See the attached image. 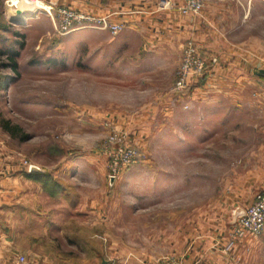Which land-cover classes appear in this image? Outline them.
Instances as JSON below:
<instances>
[{
    "label": "rangeland",
    "instance_id": "1",
    "mask_svg": "<svg viewBox=\"0 0 264 264\" xmlns=\"http://www.w3.org/2000/svg\"><path fill=\"white\" fill-rule=\"evenodd\" d=\"M37 1L41 6L48 2L70 7L84 6L82 0H41L45 4ZM25 4L19 7L27 13L22 19L17 11L8 10L5 0H0V23L10 28L0 29V76L7 74L13 77L5 83L0 79V149L9 151L14 158L5 170V173L9 172L8 176L3 183L0 180V234L17 236L19 231L20 238L14 241L24 244L29 251V254L21 255L25 257L26 264L41 262L40 256L50 263L99 264V243H105L106 255L111 256L114 251L118 252L115 247H124L132 241L140 244L141 240L128 238L130 226L147 225L145 217L148 214L152 217L153 209L160 206L163 198L174 200L177 205L179 193L167 192L161 187L146 189V183L166 184L174 179L187 186L199 185L196 191H185V202H191L187 203V212L204 208L210 201L231 193L232 189L235 192L236 185V191L244 201H250L249 205L256 193L264 190L262 178L261 181L257 176L244 175L248 169L256 167V160L241 158L245 154L243 150L252 149L256 142L245 143L240 141L241 137L238 139L235 136L233 143H200L192 140L190 136L194 135V131L189 130V135L184 137L186 141L182 142L184 144H178V139L173 140L177 127L176 131L167 128L170 134L175 135L162 142L158 132L162 127L154 125L146 128L135 124L134 115L139 112L129 108V99L134 96L121 92V85L119 88L112 77L98 78L97 53H89L88 57V52L80 43L68 40L66 34L54 29L42 9L30 10ZM207 5L221 22L224 42H227L226 38L233 39L235 43L245 41L254 49L264 50V0H202L201 10ZM83 8L90 12L93 10L87 6ZM11 17L18 22L13 23ZM14 31L23 34L20 37L23 47L17 57V77L9 67L2 66L8 61L2 51L14 44ZM15 46L17 48L19 44ZM250 52L255 59L258 52ZM200 55L206 61L204 75L191 79L183 90L173 89L175 79L166 89L171 93L173 106L183 102L185 107L190 92L195 87H202L205 82L203 79L209 62L201 50ZM128 87L130 84L127 92L130 90ZM224 103L226 105V100ZM226 111L231 113L229 109ZM208 118L213 119V112ZM3 124H8V128ZM112 130L125 132L124 143L138 150L139 157L111 182L107 178L103 148ZM224 130L223 138L226 135ZM234 130L236 134L242 133L254 140L258 128L251 126V129L245 127L242 130L238 127ZM24 159L33 167L28 169ZM31 173L44 176L35 179ZM131 175L134 177L130 179ZM249 177L255 178V181L248 182V189L240 190ZM54 183L57 191L53 190ZM138 186L145 187L136 196L133 188ZM167 193L172 195L167 196ZM93 198L105 200L108 222L112 220V215L118 213L114 207L116 200L123 211L129 212V216L132 208H128L127 204L139 205L142 199L151 203L149 211L147 207L140 210L142 218L138 222L142 224L131 222L129 217L123 224L110 222L106 224L109 235L92 238L87 233L86 226L90 224L85 222L86 218L77 217L75 212H71L69 204L61 202ZM77 210L88 211L90 208ZM158 210L156 212L161 214L160 208ZM177 212L176 207L170 211L174 216ZM67 215H73V219L67 223L60 221ZM121 227L126 231L120 230ZM122 231L125 233H120ZM251 238L260 242L262 247L252 264H264V227L257 237ZM2 241L0 236V244Z\"/></svg>",
    "mask_w": 264,
    "mask_h": 264
},
{
    "label": "crops",
    "instance_id": "2",
    "mask_svg": "<svg viewBox=\"0 0 264 264\" xmlns=\"http://www.w3.org/2000/svg\"><path fill=\"white\" fill-rule=\"evenodd\" d=\"M161 1L82 0L81 4L93 9L92 12L111 14L110 19L122 22L124 27L116 34L98 27L76 28L66 33L67 39L80 43L83 50L88 52V57L89 53H97L99 79L112 77L115 83L119 84V88L121 85V92L134 96L129 99V108L139 112L134 115L136 125L146 128L154 125L162 127L161 131H158L162 142L175 135L167 130L170 127L175 131V128H178L177 135L173 137V140L178 139V144L186 141L184 137L189 135V130L194 131V135L190 136L192 140L200 143L213 141L228 144L234 142L235 136L238 139L241 137L240 141L245 143L256 142L252 149L243 150L245 154L241 158L256 160L257 164L244 175L257 176V179L262 178L264 181V92L259 88L263 78L253 73L254 69L264 67V50L254 49L245 41L235 43L233 39L232 42L226 38L227 42H224L220 31L221 22L217 15L213 14V10H210L209 5L204 7L201 15H194L183 14L178 10L183 0H170L171 7L163 8L160 7ZM84 6L71 7L85 10ZM26 14L18 15L23 19ZM188 37L195 40L209 66L203 79L205 82H201L202 87H195L190 92L186 101L187 107H184L183 102H177L173 106L171 93L166 89L175 79L181 48ZM250 50L258 52L254 55L255 59L251 57L253 54ZM17 61L19 64L18 58ZM129 84L130 90L127 92ZM227 109L231 113H227ZM212 112L213 119L208 118ZM197 116L201 118L196 119ZM251 126L258 128V131L255 130L257 134L254 140L242 133L236 134L234 130L238 127L242 130L245 127L251 129ZM223 130L226 132L224 138ZM11 159L14 158H11L9 151L0 149L1 183L9 174L5 173V170ZM133 177L131 175L130 179ZM253 181L255 178L246 179L240 190L248 189ZM145 186L146 189L161 187L167 192L178 191L177 205L174 200L163 198L160 206L153 209L152 217L151 214L145 217L147 225L130 226L128 238L141 240L140 244L132 241L124 247H115L118 252L114 251L111 256L106 255L105 243H99V264L103 259L106 264H154L158 257L165 255L177 257L185 264H252L255 256L262 250L260 242L250 236L236 240L230 249H225L227 231L234 216L244 211L250 203L244 201L243 196L236 191L237 185L235 192L232 189L228 195L210 201L204 208H194L191 212L186 210L191 202H185V191H196L199 185L187 186L172 179L166 184L146 183ZM145 186L133 188L136 196H139L138 192ZM170 195L172 194L167 193V196ZM61 203L69 204L71 212H75L77 217L86 218L85 222L90 224L86 226L89 236L105 238L109 235L106 224L110 222L123 224L129 217L131 222L142 224L138 222L142 218L140 210L147 207L149 211L151 202L142 199L139 205L127 204L128 208H132V214L129 216V212L123 211L116 200L114 207L118 213L112 215L110 222L105 215L104 199L63 200ZM81 207H88L90 210H77ZM175 207L178 209L176 216L170 213ZM157 210L159 212H156ZM71 216L60 218V221L67 223L73 219V215ZM122 229L126 231V228L121 227L120 230ZM124 231L120 233H125ZM0 236L3 240L0 244V264H26L17 261L18 256L29 252L24 244L14 241L20 238L19 231L17 236H8L5 233ZM40 259L41 262L27 264H60L45 262L42 256Z\"/></svg>",
    "mask_w": 264,
    "mask_h": 264
},
{
    "label": "built area",
    "instance_id": "3",
    "mask_svg": "<svg viewBox=\"0 0 264 264\" xmlns=\"http://www.w3.org/2000/svg\"><path fill=\"white\" fill-rule=\"evenodd\" d=\"M17 2L24 0H16ZM30 5H36L33 0H27ZM6 6L12 5L14 10L19 9L13 0H5ZM21 3V2H20ZM19 3V4H20ZM160 7H171L170 0H162ZM37 10H41L37 8ZM50 18L54 29L60 34H66L76 28L98 27L108 29L112 34L123 29L124 24L119 21H112L111 14H96L87 10L76 9L56 2H48L47 7L42 8ZM202 0H183L178 10L183 14L201 15ZM206 71V61L200 55V48L192 37H188L181 48L178 67L175 74L174 90H183L191 79L201 78ZM264 92V78L259 85ZM187 107V105H185ZM126 134L123 131L112 130L108 135V141L104 144L106 155V173L109 181H115L122 170L136 162L139 157L138 150L124 143ZM28 163L30 169L33 164ZM264 227V190L254 196L253 202L241 213L234 216L227 231L228 239L225 249H230L236 240L246 236L257 237ZM18 262H25L24 256H18ZM154 264H185L181 259L174 256H160Z\"/></svg>",
    "mask_w": 264,
    "mask_h": 264
},
{
    "label": "trees",
    "instance_id": "4",
    "mask_svg": "<svg viewBox=\"0 0 264 264\" xmlns=\"http://www.w3.org/2000/svg\"><path fill=\"white\" fill-rule=\"evenodd\" d=\"M0 29L10 30V28L7 24L3 25L2 23H0ZM14 35H15L14 44L13 43L10 44V46H7L6 50L2 51V54L6 55V57L8 59L7 62L2 63V66L9 67L10 70L15 74L14 77H17L18 76V68H19L17 57L20 54V49L23 47V42L20 41V37H22L23 34H19L18 32L14 31ZM16 43L19 44V46L17 48L15 46ZM12 78H11V76H9L7 74L6 75L2 74L0 76V79H3L4 83L13 80ZM3 126L8 128V124H3ZM15 129H17V128L15 127ZM30 175H31V177H33L35 179H39V178H42L44 176L42 174H36V173H31ZM55 187H56V184L54 183L53 184V190L57 191L58 189H56L57 187L56 188ZM52 193H53V191H52Z\"/></svg>",
    "mask_w": 264,
    "mask_h": 264
},
{
    "label": "bare ground",
    "instance_id": "5",
    "mask_svg": "<svg viewBox=\"0 0 264 264\" xmlns=\"http://www.w3.org/2000/svg\"><path fill=\"white\" fill-rule=\"evenodd\" d=\"M14 1V3H12V4H16V6L19 8V7H21L20 5H22L23 4V2L22 1H20V2H17L16 0H13ZM26 3H29V2H27V0H24ZM34 2H35V4L36 5H30V4H25V5H27L29 8H30V10L32 9V10H37L36 9V7L37 8H40V9H42V8H45V7H47V4H45L44 2H42L41 0V3H44L45 5H43V6H41V4H40V2L39 1H37V0H33ZM20 3V4H19ZM8 7V6H7ZM24 8V7H23ZM26 9V8H25ZM8 10H10V11H12V10H14V8L12 7V5H10L9 7H8ZM24 10V9H23ZM23 10H21L20 9V11L19 12H16V13H18V14H21V15H24V14H26L25 13V10L23 11ZM43 10V9H42ZM14 11H16V10H14ZM34 13V12H33Z\"/></svg>",
    "mask_w": 264,
    "mask_h": 264
},
{
    "label": "water",
    "instance_id": "6",
    "mask_svg": "<svg viewBox=\"0 0 264 264\" xmlns=\"http://www.w3.org/2000/svg\"><path fill=\"white\" fill-rule=\"evenodd\" d=\"M16 11L19 12L20 9H16ZM13 20H14V19L11 18V21H13ZM253 73H254L255 75L261 77V78H264V67H262V68H258V69H254V70H253ZM32 167H33V166H32ZM34 169H36V168L34 167ZM112 181H113V180L111 179V182H112ZM101 264H106V261L103 259L102 262H101Z\"/></svg>",
    "mask_w": 264,
    "mask_h": 264
}]
</instances>
